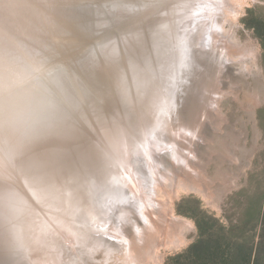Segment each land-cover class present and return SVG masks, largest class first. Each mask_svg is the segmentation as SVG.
<instances>
[{
	"label": "bare ground",
	"instance_id": "1",
	"mask_svg": "<svg viewBox=\"0 0 264 264\" xmlns=\"http://www.w3.org/2000/svg\"><path fill=\"white\" fill-rule=\"evenodd\" d=\"M173 1L170 18L158 28L161 46L142 88L131 92L121 127L90 98L104 144L76 140L73 153L53 167L37 162L17 170L16 157L1 149L0 177H7L14 198L0 196V264H162L161 248L184 245L195 228L176 212L179 193L211 200L214 187L219 197L236 183L232 166L214 176L207 167L220 157L240 162L239 144L229 139L240 136L228 127L223 100L239 98L240 75L254 67L253 46L242 45L227 26L246 0ZM155 13L163 21L164 14ZM246 90L255 98V88ZM103 91L113 93L112 87ZM27 193L38 202L34 213Z\"/></svg>",
	"mask_w": 264,
	"mask_h": 264
},
{
	"label": "water",
	"instance_id": "2",
	"mask_svg": "<svg viewBox=\"0 0 264 264\" xmlns=\"http://www.w3.org/2000/svg\"><path fill=\"white\" fill-rule=\"evenodd\" d=\"M161 1L30 0L28 7L27 0H0V151L16 157V170L37 162L53 167L73 153L76 140L104 144L91 97L121 127L131 92L142 88L155 47L161 46L164 31L158 28L170 18L174 1ZM155 12L164 14L163 21ZM108 87L111 95L103 91ZM5 178L0 177V196L12 198ZM27 196L34 213L38 202Z\"/></svg>",
	"mask_w": 264,
	"mask_h": 264
},
{
	"label": "rangeland",
	"instance_id": "3",
	"mask_svg": "<svg viewBox=\"0 0 264 264\" xmlns=\"http://www.w3.org/2000/svg\"><path fill=\"white\" fill-rule=\"evenodd\" d=\"M258 5L264 6V0H246L240 17L237 20H234L233 23H228L229 25H227L232 31H234L233 36L237 41L242 43V45L246 44L245 46L251 44L256 52V55L253 57L254 67L252 68V71L250 73L246 72L245 76L240 75L243 80H241L243 83L241 85L243 87L237 90V94H239L241 101L234 95H229L223 100V109L230 121L228 122V127L234 129L240 136L239 140H237L234 135L230 134L229 136L230 142L235 141L239 144L237 153L240 157V162L229 163V161L227 162L220 157L218 158L219 160H208L209 165L207 167L208 172L214 176L218 173L219 168L222 167L225 169V167L228 168L232 166V169L234 170L233 173L237 174V180L236 183L228 184L227 187H223L222 191L218 192L220 195L219 197L215 193L217 187H214L215 190L211 200L207 199L200 193L181 191L175 200L176 212L190 218L193 222L194 220L192 217L179 212L178 209L181 208L184 211L193 212L195 202L198 201L200 203V208L207 209L220 217L222 221L228 222L230 219L235 220L244 208L246 195H244L242 191H248L247 194L249 196L256 195V191H259V193L264 192L263 51L257 34L253 29L246 27L242 22V17L246 14L247 9L257 7ZM253 88H255L256 93L255 91L254 93H251L253 97L255 95V98L251 99L250 93H248L246 89ZM212 129L213 128L209 126L207 130L214 134ZM215 137L216 139L223 140L222 137L218 138L217 135H215ZM202 145L205 146V143L202 142ZM196 236L197 228L195 225V228L187 234V241L184 245L177 248H161L160 252L163 255L162 264H165L168 256L183 250L191 244Z\"/></svg>",
	"mask_w": 264,
	"mask_h": 264
},
{
	"label": "trees",
	"instance_id": "4",
	"mask_svg": "<svg viewBox=\"0 0 264 264\" xmlns=\"http://www.w3.org/2000/svg\"><path fill=\"white\" fill-rule=\"evenodd\" d=\"M257 13V14H255ZM257 34L264 61V6L248 8L242 17ZM240 215L228 222L195 202L193 212H179L193 218L197 236L183 250L166 258L165 264H264V192L249 196Z\"/></svg>",
	"mask_w": 264,
	"mask_h": 264
}]
</instances>
